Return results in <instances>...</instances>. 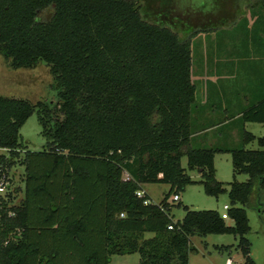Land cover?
<instances>
[{"label": "trees", "instance_id": "obj_1", "mask_svg": "<svg viewBox=\"0 0 264 264\" xmlns=\"http://www.w3.org/2000/svg\"><path fill=\"white\" fill-rule=\"evenodd\" d=\"M47 8L51 17L39 20ZM0 55L14 70L44 61L59 97L57 114L46 102L0 95V165L24 167L22 198L0 210V264H109L133 253L136 264H188L191 236L224 233L238 237L244 264H253L244 206L264 189V137L243 131L242 142L257 139V150L191 144L189 40L143 19L135 0H0ZM35 111L46 139L39 151L19 135ZM239 119L264 123V98ZM224 152L233 176H248L228 191L213 163ZM147 183L169 191L159 203L137 197ZM190 184L214 197L227 191L233 225L217 210L185 205L173 222L168 200Z\"/></svg>", "mask_w": 264, "mask_h": 264}, {"label": "rangeland", "instance_id": "obj_2", "mask_svg": "<svg viewBox=\"0 0 264 264\" xmlns=\"http://www.w3.org/2000/svg\"><path fill=\"white\" fill-rule=\"evenodd\" d=\"M135 1L140 4L143 19L166 26L180 39L190 41L191 71L194 81H197L196 100H204L202 104L206 102L213 111L220 104L227 106L225 111L215 110L216 124L205 122L208 125L205 129L209 131L201 136L203 147L260 149L257 139L243 143L242 134L246 131L256 138L264 137V123L242 122L235 117L237 111L248 109L264 98V11L257 5V0ZM52 12V8L40 11L39 20H48ZM206 80L210 81L213 93L208 102L204 98ZM0 95L25 99L30 103L46 102L54 113L59 114L58 89L44 61H39L30 69L14 70L0 55ZM225 120L230 123H222ZM19 135L28 150L39 151L43 148L46 139L41 134L36 111L20 128ZM211 141L213 144H210ZM180 163L187 169L186 156L181 157ZM213 163L215 178L224 184L227 191L230 182L241 183L248 179L243 173L233 176L230 153H216ZM10 172L13 185L22 188L24 167L15 163ZM187 173L192 179H199L196 169H187ZM144 185L153 203H159L169 191L168 184ZM227 191L214 197L204 193L200 184L187 185L177 191L179 201H172L173 195L169 198L170 217L173 222L182 219L184 205L192 210L226 212L223 207L230 204ZM18 197H22V192ZM244 208L250 228L246 234L249 257L253 264H264V189L257 187L250 204ZM224 220L227 225H233L228 216ZM151 236V233L144 235L145 238ZM190 240L196 252L189 254L188 264H226L228 259L233 264H244L241 251L237 248L238 237L233 234L194 235ZM220 247L230 249L220 251ZM138 258L137 253L113 255L109 264H136Z\"/></svg>", "mask_w": 264, "mask_h": 264}, {"label": "crops", "instance_id": "obj_3", "mask_svg": "<svg viewBox=\"0 0 264 264\" xmlns=\"http://www.w3.org/2000/svg\"><path fill=\"white\" fill-rule=\"evenodd\" d=\"M191 80H192V82L195 85L196 84L195 83L196 80L194 81V78L192 76V71H191ZM204 84L206 85V94L204 95V98L208 102L213 97L212 88H210V81L209 80H206ZM195 88H196V85H195ZM196 90H197V88H196ZM202 101H204V100H201V99L200 100H196V94H195V102H194V105L192 107V127H193L192 132H193V134L191 136V144L193 145V143H195L196 145H200V146H197V147H203L202 144H204V143H203V141L201 139V136L204 135V134H206L205 132H208L209 131L208 129H205V127L208 126L206 124L207 123H210L211 124L212 122H213L212 124H216L217 123L216 118H215V116H216L215 110L216 111L217 110H219V111H225V110H227V106L226 105L220 104L219 107H214L213 108L214 111H213L210 107H207V105H206L207 103L206 102H205V104H202ZM241 111H237V113L235 114V117L239 118ZM205 122H206V124H205ZM222 123L228 125L230 123V121L229 120H225ZM197 141H198V143H197ZM210 144H213V142L211 141ZM193 180H195V179H193ZM23 186H24V184H23ZM17 187L20 188V190H21L18 193V196H19V194L21 192H22V196H23V187L21 188L20 186H15V188H17ZM141 189L143 190V192L151 200L150 194L145 189V185L144 184L141 185ZM179 200H180V197H179Z\"/></svg>", "mask_w": 264, "mask_h": 264}, {"label": "built area", "instance_id": "obj_4", "mask_svg": "<svg viewBox=\"0 0 264 264\" xmlns=\"http://www.w3.org/2000/svg\"><path fill=\"white\" fill-rule=\"evenodd\" d=\"M0 151L6 152L7 150L0 149ZM10 169L7 167H2V165H0V210H3V208L9 207L11 205H16L19 202L18 193L15 192V186L12 183V174L10 172ZM143 194L144 192L142 189L136 191V196L139 198H141ZM178 200H179V195L174 194L172 196V201L176 202ZM148 203H149L148 200L144 201V204H148ZM223 209L226 210V212H223L220 215L222 219H226L228 206L224 205ZM8 215L13 216L14 212L10 211L8 212ZM168 228L172 229V225H169ZM226 264H233V263L228 259Z\"/></svg>", "mask_w": 264, "mask_h": 264}]
</instances>
